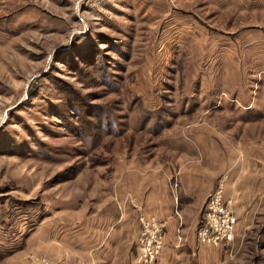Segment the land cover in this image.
Instances as JSON below:
<instances>
[{
  "label": "rangeland",
  "instance_id": "obj_1",
  "mask_svg": "<svg viewBox=\"0 0 264 264\" xmlns=\"http://www.w3.org/2000/svg\"><path fill=\"white\" fill-rule=\"evenodd\" d=\"M212 1L0 0V222L8 214L27 235L88 243V264H136L146 212L136 182L178 172L180 140L200 121L186 114L233 111L238 143L212 188L243 181L248 216L230 244L208 245L222 248L215 257L186 242L179 223L169 240L155 215L163 245L151 264H264V88L248 103L264 73L242 71V40L228 52L225 8Z\"/></svg>",
  "mask_w": 264,
  "mask_h": 264
},
{
  "label": "crops",
  "instance_id": "obj_2",
  "mask_svg": "<svg viewBox=\"0 0 264 264\" xmlns=\"http://www.w3.org/2000/svg\"><path fill=\"white\" fill-rule=\"evenodd\" d=\"M212 4L217 9H221L223 6L225 8L227 24H230L226 28V34L227 38L233 42L232 46L226 45L228 52H233L235 40H242L243 42V51L239 52L246 57L242 71L264 73V0H216L212 1ZM239 14H242V16ZM237 16L242 17L243 27L236 34L234 33V18ZM260 88H264V80L262 84L252 88L255 94L248 103H258L255 100L261 99V95H259ZM232 90V87H227L226 90V96L231 92V99L234 98ZM249 95L245 94L248 99ZM210 97H207L209 103H211ZM235 97H238V95ZM214 100L216 101L215 97ZM231 102L233 103V101ZM185 116L187 119L200 121L191 123L188 126L189 129H187L189 136L185 140H180V146H178L180 154L176 166V169H178L177 174L168 171L169 176L166 180L154 175L149 182H143L142 185L138 183L140 181H137L135 188L137 190V202L146 211L144 213L156 215L160 218L165 225V234L170 237L169 240L172 239L171 235H173L174 229L177 230V224L179 223L178 231L180 234L185 236L186 242L194 244L196 240L195 230L201 217L204 200L211 191L217 175L228 169L232 164L233 155L231 152H233L238 141L232 138L235 135L231 133L233 127L231 121L235 119L233 111L203 110ZM222 119L226 121L223 124L224 129L221 128L222 123L219 122ZM228 120L230 123H227ZM227 144L233 147L232 150L226 151L223 148V145L227 146ZM234 177L229 179V186L226 184L228 189L225 196L229 195L231 198L229 208L236 217L235 234L236 224L241 225L242 221H245V215L248 216L243 212L246 204H244L245 201L243 203L242 201L249 199L250 191L248 189L251 188L247 187L241 180L236 181ZM252 185L254 186V184ZM117 205L120 204L117 203ZM130 207L129 204L122 206L126 219L132 216ZM3 215L5 216L1 218L2 221L0 222V264H27L26 256L29 251L47 257L55 264L89 263L88 243L84 247L80 240L64 236L53 243V234L49 237L43 236L40 230V233L36 231L38 229L27 235L24 225L19 222L17 224L4 222V217L9 218L8 214ZM237 217H239L238 222ZM125 224L126 220L122 218L117 231L113 230L110 233L109 242L118 241ZM134 231L135 227L132 230V236L135 234ZM132 243H135V239ZM198 243L197 248L201 254H214L216 257L218 252L222 250L219 247Z\"/></svg>",
  "mask_w": 264,
  "mask_h": 264
},
{
  "label": "built area",
  "instance_id": "obj_3",
  "mask_svg": "<svg viewBox=\"0 0 264 264\" xmlns=\"http://www.w3.org/2000/svg\"><path fill=\"white\" fill-rule=\"evenodd\" d=\"M223 181L218 180L207 194L201 217L195 230L197 242L207 245L227 246L234 237L236 217L229 208ZM177 215V213H175ZM139 229L135 238L136 264H151L163 245V232L158 220L152 214L138 215ZM179 227V226H178ZM177 240L181 236L177 233ZM30 264H55L47 257L30 254Z\"/></svg>",
  "mask_w": 264,
  "mask_h": 264
},
{
  "label": "bare ground",
  "instance_id": "obj_4",
  "mask_svg": "<svg viewBox=\"0 0 264 264\" xmlns=\"http://www.w3.org/2000/svg\"><path fill=\"white\" fill-rule=\"evenodd\" d=\"M3 119H0V122L2 121Z\"/></svg>",
  "mask_w": 264,
  "mask_h": 264
}]
</instances>
